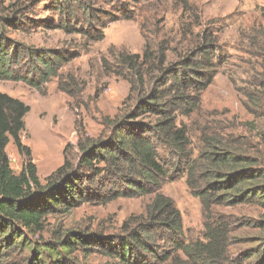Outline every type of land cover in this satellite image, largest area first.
I'll return each mask as SVG.
<instances>
[{
    "label": "trees",
    "instance_id": "trees-1",
    "mask_svg": "<svg viewBox=\"0 0 264 264\" xmlns=\"http://www.w3.org/2000/svg\"><path fill=\"white\" fill-rule=\"evenodd\" d=\"M45 2H52L56 11L71 19L76 8L84 11L91 30L99 24L105 27L101 21L103 12L95 7L98 0H16L9 4L0 0V80L35 84L29 76L12 72L11 66L21 65L23 57H28L30 68L43 81L53 74L50 62L58 56L47 59V55L24 45L14 46L12 56L6 43L7 33L20 30L34 9ZM68 27L69 20L65 26L62 23L64 30L84 33V29ZM103 39L101 34L92 41ZM211 44L214 43L197 46L187 59L176 63L168 62L164 44L156 50L147 45L143 54L120 53L116 75L129 82L134 106L116 118L106 140H92L80 146L79 168L65 160L45 184L21 139L25 117L31 109L21 100L0 92V264H82L81 254L87 257L102 249L116 254L119 264H148L137 258L141 254L150 255L155 264H228L232 227L221 218L217 220L215 208L264 207V59L259 82L253 90L243 92V108L253 120L238 122L233 118L229 123L201 126L199 154L186 166L188 187L203 206V239L181 242L182 214L174 200L162 193L161 181L167 171L159 161L154 142L146 138L148 133L156 136L181 164L193 156L188 128L180 126L178 118L199 112L202 93L213 83ZM261 56L264 57V45ZM65 87L61 86L63 92L72 94ZM11 142L27 157L20 174H15L11 167L7 152ZM81 169L91 173L81 175ZM101 176H110L113 181L116 178L125 186L127 192L115 188L111 199L154 194L146 214L136 220L134 227L126 224L127 237L117 240L97 233L65 231L57 239H45L47 218L57 213L69 214L90 202L80 183L85 180L94 185ZM158 237L163 242L171 241L173 248L160 252ZM260 251L261 256L258 252L253 256L258 258V264H264V241Z\"/></svg>",
    "mask_w": 264,
    "mask_h": 264
},
{
    "label": "rangeland",
    "instance_id": "rangeland-1",
    "mask_svg": "<svg viewBox=\"0 0 264 264\" xmlns=\"http://www.w3.org/2000/svg\"><path fill=\"white\" fill-rule=\"evenodd\" d=\"M14 1L7 0V4ZM95 7L103 12L101 21L105 22V27L99 24L96 30H91L85 22L84 11L76 8L75 17L71 19L56 11L52 2H45L34 9L20 30L7 33L6 43L12 56L14 46L24 45L47 55V59L59 57L50 62L53 74L46 81L30 68L28 57H23L21 65L13 64L11 69L14 74L29 76L35 84L0 80V92L21 100L31 109L25 117L22 143L30 151L43 184L65 160L79 168L80 146L92 140H106L116 118L134 106L135 101L129 96V82L116 75L120 53L143 54L147 45L156 50L164 44L168 49V62L176 63L187 59L197 46L214 43L209 55L215 77L202 93L201 109L191 117L179 115L178 118V124L188 128L193 156L181 164L156 136L146 134V138L154 142L159 161L167 171L161 181L162 193L174 200L182 214L181 242L201 240L205 215L200 199L193 196L188 187L186 166L199 154L201 126L229 123L233 118L238 122L253 120L243 108V92L253 90L260 80L264 59L261 56L264 0H98ZM68 20L71 24L68 29H84V33L64 30L62 23L65 26ZM101 34H104L102 41H92ZM62 85L72 94L63 92ZM147 119L150 118L147 116ZM7 152L13 171L20 174L27 157L13 142ZM80 173L89 175L91 172L81 169ZM103 177L94 185L81 181L80 186L90 202L69 214L49 216L43 234L45 239H57L65 231L97 233L117 240L127 237L126 224L134 227L136 220L146 214L154 194L121 195L111 199L115 188L127 191L122 181ZM215 211L217 220L221 218L232 227L227 263L258 264L255 256L257 252L261 256L260 246L264 241V207L218 206ZM162 239L157 238L160 252L173 248L171 241ZM107 251L98 250L87 257L81 254V262L119 264L118 256ZM137 258L155 264L150 255L141 254Z\"/></svg>",
    "mask_w": 264,
    "mask_h": 264
}]
</instances>
